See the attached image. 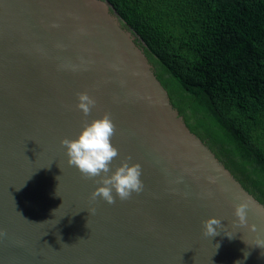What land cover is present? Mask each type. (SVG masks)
Returning a JSON list of instances; mask_svg holds the SVG:
<instances>
[{"label": "water", "instance_id": "obj_1", "mask_svg": "<svg viewBox=\"0 0 264 264\" xmlns=\"http://www.w3.org/2000/svg\"><path fill=\"white\" fill-rule=\"evenodd\" d=\"M145 48L109 0H0V264H264V204L190 130ZM105 113L112 172L131 156L144 183L114 204L92 200L101 178L61 143Z\"/></svg>", "mask_w": 264, "mask_h": 264}, {"label": "trees", "instance_id": "obj_2", "mask_svg": "<svg viewBox=\"0 0 264 264\" xmlns=\"http://www.w3.org/2000/svg\"><path fill=\"white\" fill-rule=\"evenodd\" d=\"M190 130L264 204V0H109Z\"/></svg>", "mask_w": 264, "mask_h": 264}, {"label": "clouds", "instance_id": "obj_3", "mask_svg": "<svg viewBox=\"0 0 264 264\" xmlns=\"http://www.w3.org/2000/svg\"><path fill=\"white\" fill-rule=\"evenodd\" d=\"M77 95L79 103L76 107L85 116H88L96 106V100L86 92ZM115 133L116 125L111 118V114L105 113L103 118L96 119L90 124L85 123L84 129L77 139L65 138L61 141L67 150V162L70 166L78 168L85 178H101L97 182L103 186L98 187L92 193V200L101 198L108 204H114L116 197L124 201L130 199L133 193L139 194L144 190V183L141 179L142 166L139 163L130 165L131 156L115 172H112V161L119 155V149L111 143ZM210 181L215 182L213 178H210ZM113 191H115V195H113ZM248 208L247 203H240L236 206L235 216L238 218L236 223L239 225H247ZM203 223L206 237H215L220 234L219 229L223 225L221 219L211 217ZM252 230L256 231L255 225L252 226ZM5 235L6 232L0 230V237ZM256 246L264 248V240H259ZM245 255L247 256V253Z\"/></svg>", "mask_w": 264, "mask_h": 264}]
</instances>
